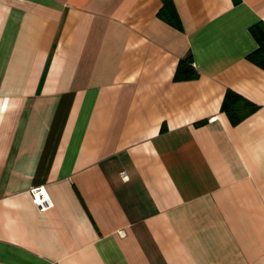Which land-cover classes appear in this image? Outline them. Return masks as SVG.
Listing matches in <instances>:
<instances>
[{"label": "crops", "instance_id": "obj_1", "mask_svg": "<svg viewBox=\"0 0 264 264\" xmlns=\"http://www.w3.org/2000/svg\"><path fill=\"white\" fill-rule=\"evenodd\" d=\"M258 23L264 0H0V264H264Z\"/></svg>", "mask_w": 264, "mask_h": 264}, {"label": "trees", "instance_id": "obj_2", "mask_svg": "<svg viewBox=\"0 0 264 264\" xmlns=\"http://www.w3.org/2000/svg\"><path fill=\"white\" fill-rule=\"evenodd\" d=\"M168 13L171 19L170 21L173 24L178 25L177 15L173 10L172 5H170ZM249 32L256 41L258 47L254 52L250 53L247 56V59L251 63L264 69V24H255L249 29ZM197 77L198 73L192 66L191 58H186L185 60H180L178 62L173 76L174 81L191 80L196 79ZM239 108H245L244 111H242L243 113L241 116L238 115ZM255 109L256 106L254 104L248 102L247 100L230 90L226 91L221 105V111L225 112L228 115L232 124L238 123Z\"/></svg>", "mask_w": 264, "mask_h": 264}, {"label": "built area", "instance_id": "obj_3", "mask_svg": "<svg viewBox=\"0 0 264 264\" xmlns=\"http://www.w3.org/2000/svg\"><path fill=\"white\" fill-rule=\"evenodd\" d=\"M121 178L123 179V180H126L127 179V176H126V174L124 173V172H121ZM39 200H37V202H38ZM39 203V202H38ZM43 208V207H42Z\"/></svg>", "mask_w": 264, "mask_h": 264}]
</instances>
